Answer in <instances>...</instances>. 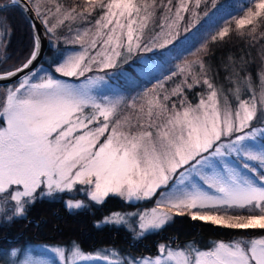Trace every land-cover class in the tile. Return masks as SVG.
I'll use <instances>...</instances> for the list:
<instances>
[{
    "label": "snow or ice",
    "instance_id": "1",
    "mask_svg": "<svg viewBox=\"0 0 264 264\" xmlns=\"http://www.w3.org/2000/svg\"><path fill=\"white\" fill-rule=\"evenodd\" d=\"M51 4L8 0L0 10L34 12L53 36L66 26L73 35L65 43L79 45V50L65 54L50 43L57 48L54 72L68 78L117 68L134 53L174 46L194 28L195 39L203 17L219 11L217 0ZM229 17L210 40L227 36L229 24L255 40L258 23L264 24V0H248L242 14ZM50 19L55 22L49 24ZM245 26L250 27L245 31ZM6 34V29L0 32V39ZM258 35L264 39V32ZM183 39L190 43L186 35ZM206 51L207 42L193 53L195 59L184 60L152 88L125 100L94 94L104 76L72 83L43 65L34 67L41 56L40 35L34 32L26 62L0 73V80L24 73L0 102V218L7 223L27 220L38 200L60 199L64 193L87 199L64 200L69 211H77L102 205L110 196L132 203L159 192L150 209L112 212L95 226L123 225L134 240H142L174 223L177 215H188L239 234L205 248L195 241L159 243L155 254L139 258H121L115 250L85 252L75 241L68 248L42 249L44 256L55 254L49 258L0 249V256L11 257L3 264H264V69L257 90L251 74L233 63L231 86L225 89L215 82L218 73L197 55ZM177 76L172 87H165ZM195 88L200 91L193 103L188 94ZM248 230L261 235H248Z\"/></svg>",
    "mask_w": 264,
    "mask_h": 264
},
{
    "label": "trees",
    "instance_id": "2",
    "mask_svg": "<svg viewBox=\"0 0 264 264\" xmlns=\"http://www.w3.org/2000/svg\"><path fill=\"white\" fill-rule=\"evenodd\" d=\"M6 1L8 0H0V4ZM62 2L67 4L71 0H62ZM247 5L248 0H217L219 11L213 9L209 13V17H203L197 25L200 31L195 39H193V33H196L197 29L194 28L183 34L181 40L174 46L169 45L164 49H154L151 52L134 53L133 55L143 54L144 57H154L153 61L156 60V67H162L169 73L171 70L176 69V65L182 64L184 60L195 59L193 53H196L202 43L207 42V51L197 53V55L202 56L212 73H218L215 77V82L218 85L223 86L225 89L231 86L228 76L233 63H235L237 68L242 67L247 73L251 74L253 85L257 89L259 87L258 73L264 69V39H260L258 34L264 32V24L258 23V30H256L258 34L255 40L246 35H241L234 24H229L232 30L223 39L216 41L209 39L217 28L223 27L225 19H230L229 13L238 15ZM213 12L216 13L215 16L212 15ZM247 28L245 27V31ZM5 29L7 34L2 39H6V46L0 52V72L21 65L29 57L33 46L31 27L24 13L20 10L15 8L0 10V32H4ZM184 35L188 37L190 43H184ZM57 48L62 51L61 44H58ZM53 53L55 54L54 50L48 49L40 66L54 68L57 57L52 58ZM241 58H243V63ZM140 61L142 60H138L136 57L130 60L129 57L127 62L119 63L122 68L109 78L121 89L126 100L132 94L134 95L136 91L141 92V90L152 88L158 79L154 77L144 79L142 76H138L134 68L143 66ZM122 71L127 73L129 71L130 74L134 75L135 78H130L131 83L127 78H124V80L120 78V76H124ZM244 74V72L241 73V75ZM53 75H55V72H53ZM178 79L179 76L167 81L165 87H172ZM122 81H125L127 88ZM199 91V88H195L189 92V99L193 103L196 102L195 93ZM76 198H83L82 200L88 203L82 194L64 193L60 199L38 200L28 211L27 220L20 219L13 223H7L0 218V249L8 252L12 247H17L22 251L32 244L67 245L75 241L81 246L82 250L104 246L117 249L123 254L130 253L140 256L156 253V246L159 243L172 242V240L173 242H179V244L195 241L198 246L205 248L216 240H230L237 236L240 231L214 226L211 223L193 221L188 215H177L174 223L165 227L158 234L152 233L142 240H134L132 233L123 227L103 225L97 228L95 222L113 211L141 210L151 207L154 205L156 197L135 203H127L119 197L110 196L102 205L91 204L90 209L69 211L65 207L64 200ZM247 234L261 235L259 230H248ZM4 259H7V256H0V264H3Z\"/></svg>",
    "mask_w": 264,
    "mask_h": 264
},
{
    "label": "rangeland",
    "instance_id": "3",
    "mask_svg": "<svg viewBox=\"0 0 264 264\" xmlns=\"http://www.w3.org/2000/svg\"><path fill=\"white\" fill-rule=\"evenodd\" d=\"M41 2H42V4H46L47 6H49V7H52L53 5L51 4V1L50 0H41ZM66 4V3H65ZM240 14H242V12L240 13ZM239 15V14H238ZM55 21H54V19H50L49 20V24H52V23H54ZM67 23V22H66ZM224 23H225V21H224ZM77 25H73V27H76ZM215 27H216V25L214 26V28H213V31H214V29H215ZM245 27H249V26H245ZM256 30H258V28L256 29ZM50 34V33H49ZM258 34V33H257ZM67 35H69V36H67ZM73 35V33H70L68 30H67V27L66 26H62V27H60V28H58L57 29V31H56V35L55 36H53L52 34H50V36L51 37H53V38H55L56 39V37H59V40H57V44H61V46H62V51H64L65 52V54H68V53H70L72 50H79V45H73V44H66L65 43V40H64V38L65 37H71ZM49 36V35H48ZM6 46V39H0V52L3 50V48ZM54 52H55V54L53 53L52 55H51V57L52 58H54V57H56V49L54 50ZM143 54H140V55H137V54H135V55H132L131 57H130V60H133L135 57L138 59V60H142V61H140V64H142L143 66H136L135 68H134V70H135V72H136V74L138 75V76H142L144 79H148L149 77H154V78H158L155 82L156 83H154V85H156L157 83H158V81H159V79H160V77L161 76H163V75H166V74H168V72H166L165 71V69L164 68H162V67H156V60H154L153 61V59H155L153 56V58H150V57H144V56H142ZM44 67V66H43ZM122 68V65H118V67L117 68H112V69H106V70H104L103 72H101V71H96V70H94L93 72H91V73H86L85 74V76L84 77H79V78H75V77H73V78H68V77H62V76H60V74H58V73H55V76L57 77V78H61V79H66V80H69L70 82H72V83H80V82H82L87 76H104V80L100 83V84H98L97 86H96V88L94 89V94H97V95H107V96H109V97H111V98H119V97H122V98H124L125 99V95H123L122 94V91H121V89L118 87V86H116V83L114 82V81H110L109 80V78L112 76V75H114L115 73H116V71L117 70H119V69H121ZM45 69H47V71H49V72H51L52 74H53V72H54V68H45ZM122 73L124 74V76H120V78L121 79H123L124 80V78L126 79H128V81L131 83V79L130 78H135L134 77V75H132V74H130V72L128 71V73L127 72H124V71H122ZM123 82V81H122ZM123 84H124V86L126 87V85H125V81L123 82ZM127 84V83H126ZM128 85V84H127ZM127 88V87H126ZM129 88H131L130 86H129ZM128 90V89H127ZM257 90H259V87H257ZM4 92H5V90H3V89H0V102H2V100H3V94H4ZM126 93H127V91H125ZM141 92H143V90H141ZM141 92H138V91H136L135 93H134V95L132 94L131 96H129V97H135V96H138L139 94H141ZM126 100V99H125ZM0 118H2V121L0 122V126H3L4 125V118H3V116H0ZM254 123H256V121H254ZM154 197H156V199H158V197H159V192L157 193V196H154ZM83 198H76V199H74V200H82ZM155 199V200H156ZM66 200V199H65ZM123 200V199H122ZM124 201V200H123ZM126 202V201H125ZM135 202H137V201H135ZM135 202H132V203H135ZM127 203H129V202H127ZM155 203V202H154ZM154 205H152L151 207H153ZM151 207H148V208H146V209H150ZM138 209H129V210H123V211H113V212H121V213H128V212H134V211H137ZM141 210H145V209H141ZM112 213V212H111ZM107 216V215H106ZM105 217V216H104ZM102 219V218H101ZM100 221V220H99ZM132 222H133V224H134V222H135V217H133L132 218ZM120 227H123V228H125V229H127L128 231H129V229L127 228V227H125V226H123V225H121ZM172 239H174V237H172ZM176 240V239H175ZM217 241V240H216ZM226 241H228V240H226ZM73 242V241H72ZM175 242V244H179V242H176V241H174ZM167 243H169V244H172L173 243V240H172V242H167ZM185 243H182V244H179V245H184ZM70 245H71V243L70 244H67V245H58V244H48V245H45V244H32V245H29V246H27V247H25L23 250H22V252H25V253H27V252H31V254L33 255V256H35V257H43V258H49V256H51V257H54L55 256V254H49V256H44L43 255V252H42V249H44V248H48V249H50V248H52V247H65V248H68V247H70ZM173 246H175V245H173ZM13 248H17V247H12L9 251H8V253H10L11 252V250L13 249ZM17 249H20V248H17ZM105 250H108V251H111V250H115V251H117L119 254H120V257L121 258H127V257H129V256H135V257H137V258H139V257H141V256H148V255H140V256H136V255H132V254H130V253H124L123 254V252H120L119 250H117V249H114V248H111V247H104V246H95L94 248H92V249H90V250H83V251H85V252H93V253H95V252H97V251H101V252H103V251H105ZM155 254V253H154ZM153 255V254H152ZM7 259H11V257L10 256H7Z\"/></svg>",
    "mask_w": 264,
    "mask_h": 264
},
{
    "label": "water",
    "instance_id": "4",
    "mask_svg": "<svg viewBox=\"0 0 264 264\" xmlns=\"http://www.w3.org/2000/svg\"><path fill=\"white\" fill-rule=\"evenodd\" d=\"M1 4H4V3H1ZM23 13H24L25 17L27 18V20L29 22V25L31 27L32 36L34 35V32H36V31H38L39 35H40L41 56L38 57V60L36 62H34V67H37L41 63V61H42L47 49L48 48L55 49V48H53L52 43H50V41H53L56 44H57V41L54 38L49 37L46 34V31H45V28H44L42 22L39 20V18L36 17V14L34 12L31 13V14H29L28 12H23ZM32 24L36 25L35 29L32 28V26H31ZM21 65H19L18 67H20ZM18 67H16V68H18ZM16 68H14V69H16ZM14 69H11V70H14ZM27 71L28 70H25V72H27ZM1 73H3V72H1ZM23 75H24V73H20V74H18L15 77H11V78L5 79V80H0V85H8V84H12L14 82H17L18 80H20L22 78Z\"/></svg>",
    "mask_w": 264,
    "mask_h": 264
}]
</instances>
